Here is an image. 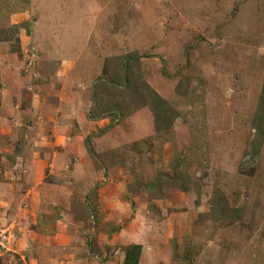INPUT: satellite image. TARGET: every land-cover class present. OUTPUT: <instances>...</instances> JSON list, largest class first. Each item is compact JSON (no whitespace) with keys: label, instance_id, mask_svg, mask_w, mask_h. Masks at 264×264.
Instances as JSON below:
<instances>
[{"label":"rangeland","instance_id":"obj_1","mask_svg":"<svg viewBox=\"0 0 264 264\" xmlns=\"http://www.w3.org/2000/svg\"><path fill=\"white\" fill-rule=\"evenodd\" d=\"M263 90L264 0H0V264H264Z\"/></svg>","mask_w":264,"mask_h":264},{"label":"trees","instance_id":"obj_2","mask_svg":"<svg viewBox=\"0 0 264 264\" xmlns=\"http://www.w3.org/2000/svg\"><path fill=\"white\" fill-rule=\"evenodd\" d=\"M122 59H126V57H123ZM126 64H131V61L128 60V61L124 62L122 65V67H124V68H122L121 71H124V72L127 71L126 67L129 68V66ZM121 76H122L121 73L117 74L114 72L112 74V84H115V85L110 86V88L117 87L116 84H118L120 82L119 80H120ZM131 78L132 77L130 75H128V77L124 78V81L120 82L119 85L122 84L123 86H125V89L128 87H130V88L133 87V86H131V83L133 82V80H131ZM133 92L134 93L131 95V97H129L130 99H137V100H139V102H142L143 104H147L148 106H150L151 110L155 113V116L157 117V119H158V115H160V114L162 116H164L163 111L161 109L163 101L161 99H159V97L156 94L150 93V94L143 95V94H141L140 87H138V86L136 87V90H133ZM150 92H151V90H150ZM263 92H264V90H263ZM106 102H107L106 104L104 102H102V104L106 105L110 108H113V106H112L113 103L111 104V102H108V101H106ZM115 110H119L121 113L124 112L120 106H118V107L116 106L114 108V110H111V109L108 110V113L111 111H112L111 113L116 112ZM126 110L128 111V113L131 112V109H126ZM128 113H126V114H128ZM106 114L107 113H103V116ZM124 115L125 114H123V116ZM140 251H141L140 245H133V246L131 245V247H129L124 253L123 264H138L139 257H140Z\"/></svg>","mask_w":264,"mask_h":264},{"label":"built area","instance_id":"obj_3","mask_svg":"<svg viewBox=\"0 0 264 264\" xmlns=\"http://www.w3.org/2000/svg\"><path fill=\"white\" fill-rule=\"evenodd\" d=\"M6 232H7L6 230L0 229V252L2 251L3 248H5V246H4V240H5L4 235Z\"/></svg>","mask_w":264,"mask_h":264}]
</instances>
